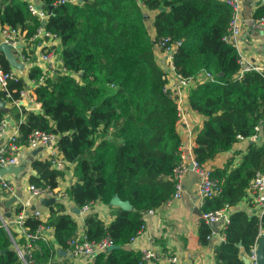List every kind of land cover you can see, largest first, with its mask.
I'll list each match as a JSON object with an SVG mask.
<instances>
[{"label": "trees", "instance_id": "obj_1", "mask_svg": "<svg viewBox=\"0 0 264 264\" xmlns=\"http://www.w3.org/2000/svg\"><path fill=\"white\" fill-rule=\"evenodd\" d=\"M57 1L39 3L49 13L45 29L59 36L66 71L35 87L38 110L11 105L17 142L25 144L34 129L56 134L58 150L72 164L74 181L64 189L67 197L76 206L100 202L111 209L113 217L106 223L95 211L83 218L89 239L109 236L119 245L97 253L88 264H138L139 253L126 246L142 224L143 212L156 209L172 195V169L180 158L181 144L176 105L163 91L165 71L154 58L153 42L169 37L177 43L171 60L182 76L201 71L212 75L190 87L187 94L190 108L203 118L202 125L194 128L192 153L198 163L230 149L237 135L245 138L254 132L264 115V76L254 69L239 74L236 49L223 40L230 8L221 0ZM141 7L155 11V39ZM252 16H264V3ZM0 25L18 27L29 36L40 21L30 14L28 0H0ZM0 62L4 70H13L1 53ZM26 77L37 81L39 69L27 68ZM25 87L21 76L10 81L6 100L18 99ZM3 95L0 92V98ZM4 115L0 112V119ZM236 153L238 162L233 163L230 156L222 167L211 169L220 192L205 200L202 211L234 207L244 198L252 204L247 187L264 165V144L250 141ZM30 166L33 172L27 182L34 187L53 189L64 175L46 158L33 159ZM115 196L128 201L131 208L110 206ZM20 208L13 206L11 213L17 214ZM23 224L29 233L39 226L53 230V242L34 241L33 264H58L53 260L56 249L67 250L77 229L62 199L48 206L45 218L27 211ZM262 227L264 215L232 210L224 241L213 246L214 263L244 264L240 250L249 251ZM210 233L209 224L200 219L202 244ZM25 241L12 227L8 232L0 223V264H22L14 243L21 246Z\"/></svg>", "mask_w": 264, "mask_h": 264}, {"label": "built area", "instance_id": "obj_2", "mask_svg": "<svg viewBox=\"0 0 264 264\" xmlns=\"http://www.w3.org/2000/svg\"><path fill=\"white\" fill-rule=\"evenodd\" d=\"M82 0H58V3H76ZM226 3L230 8V16L228 20V28L226 34L223 36V40L226 43L231 44L237 52V63L239 65V74H242L246 70L254 69L262 73L264 76V67L261 65L250 62L247 56L242 52L240 48L239 35L243 25V6L242 0H221ZM28 10L31 15L35 16L40 25L29 36H25V30H21L18 27H10L7 25H0V42L7 44L11 49L16 51V57L22 61L25 68L36 67L40 71V77L37 81H29V87L19 91L18 99L8 101L10 97V91L8 90V84L10 81L16 80L20 76L16 69L4 70L0 62V92L4 95L0 99L5 100L8 106L13 104L22 105L25 109L38 110L40 103L36 99L35 87L38 84L44 83V81L57 72L66 71L62 64V59L59 55V36L45 29V23L48 17V11L39 3L34 0H28ZM41 21H44V25H41ZM255 22L264 25V16L255 18ZM156 44L165 53L167 58V65L164 67L165 74L163 77L166 82L163 86V91L170 97L176 105L177 126L185 118L184 108L190 107L185 90L197 83L204 81L206 78H212L210 73L199 72L195 76H182L177 73L172 64V54L169 52L175 50L176 44L170 41L169 37H163L155 40ZM20 45V47H18ZM26 80L25 85H26ZM187 136L194 138V130L188 129ZM18 130L16 125H11L5 117L0 119V168L8 165H19V148L21 145H26L29 148H35L39 145H45L47 148L46 159H49L52 166L59 170H64L69 162L63 157L57 147L56 134L34 129L28 136L25 144H19L17 142ZM238 140L247 139L249 141L263 143L264 144V115L254 126V132L248 137H242L237 135ZM193 139L187 147L182 142L179 146L180 158L176 165L172 169L171 178L174 181V191L172 195L165 201L170 203L173 199L180 198L182 194L181 179L184 174L189 170V163L192 162V171L196 174L197 180V204L201 208L207 198H210L220 192V182L212 177L211 168L204 163H198L193 156ZM185 149L188 150L189 155L185 154ZM14 181L8 177L0 176V197L6 198L15 192ZM28 196L23 198L22 194L17 197L16 204L20 205V211L17 214H12L11 217L6 218L3 216V212L0 210V223L9 232V228L12 227L17 236H23L25 238V244L17 246L14 243V248L21 259L22 264H33L32 250L35 248L34 241L37 238H41L44 241H49L44 234V228L39 226L35 233H29L27 226L23 224L24 217L29 211L31 198L40 197H53L55 199H62L67 196L64 190L59 191L57 187H34L28 184ZM248 196L253 203L254 214L259 217L264 215V165L261 170L257 171L250 180L248 187ZM92 203H88L82 206H77L79 213H85L89 211V207ZM229 207L224 206L214 210L202 211L201 219L206 223L216 224L217 230L214 231L211 228V233L207 236L209 239L212 235L218 234L220 241H224V229L229 222ZM11 212V211H10ZM35 216L45 218L38 210H31ZM86 212V213H87ZM155 209L151 208L145 210L142 214V224L140 225L136 234L130 238L129 243H133L140 239V236L146 229L149 218L154 215ZM85 213V214H86ZM47 215V214H46ZM85 216V215H84ZM84 218V217H83ZM42 230V232H41ZM264 236V227L259 229L256 241L250 246L246 258L249 260V264H259L257 260V243L258 240ZM114 244L113 240L109 236L102 237L98 240L89 239L84 231V228L76 229L69 239V248L67 252L74 258H84L87 262L91 260L97 253L107 250L108 246ZM139 260L138 264H157V263H172L177 264L176 258L171 254L154 249L152 246L142 245L138 247ZM24 255H27V260L24 259Z\"/></svg>", "mask_w": 264, "mask_h": 264}, {"label": "crops", "instance_id": "obj_3", "mask_svg": "<svg viewBox=\"0 0 264 264\" xmlns=\"http://www.w3.org/2000/svg\"><path fill=\"white\" fill-rule=\"evenodd\" d=\"M39 2V0H34ZM264 0H242L243 8V25L241 33L238 37L240 42V48L242 52L247 56L250 62L261 65L264 67V25L255 22L252 14L257 6L263 4ZM144 15L145 24L148 32L152 38L155 36L153 28V17L155 15L154 10H148L141 7ZM155 39V38H154ZM152 52L155 60L159 66L163 69L167 65V58L165 53L160 47L153 42ZM26 68L23 70H16V72L26 80ZM26 86L29 87V81L26 80ZM186 95L188 89L185 90ZM9 109L11 106H8ZM185 118L180 125L177 126L179 134L181 136L182 144L187 147L192 142L193 136L189 138L187 136L188 129L194 130L196 127H200L203 122L202 116L192 110L190 107L184 108ZM9 115L12 118V114L5 113L4 117ZM13 120V119H12ZM15 125V123H14ZM194 142V140H193ZM250 142L247 139H240L235 142L228 150L219 152L212 160L205 163L211 169L214 167H222L226 160L230 156H234L233 163L239 161L240 156L236 152L243 151ZM47 154V148L45 145H39L35 148H29L26 145H21L19 148L20 164H26V173L22 175L20 180V188L22 191V197L28 196V182L27 176L33 172L30 163L33 159H45ZM185 154L188 156L189 152L185 149ZM64 175L59 180L57 189L59 191L64 190L74 181L72 176V164L64 168ZM189 171V170H188ZM186 172L181 179L182 194L180 198L173 199L170 203L164 202L155 209L154 215L149 218L145 231L140 236V239L133 243H128L127 248H130L138 252V247L142 245L152 246L154 249L167 252L176 258L177 264H215L213 261V246L220 242L218 234L212 235L206 244H202L198 237V225L200 222V215L196 213V209L201 211V208L197 204V176L196 174H189ZM9 179L14 181L13 175H5ZM15 183V182H14ZM15 190L17 189L16 183L14 184ZM8 197V196H7ZM6 197V198H7ZM41 198H31L29 211L31 207L34 210H38L46 217L48 212V206L46 207L41 203ZM5 198L0 199V210L3 212L2 201ZM63 202L67 206L68 212L77 221V229L83 228V217L85 213H79L73 210L76 206L67 196L62 198ZM251 201V200H250ZM252 203V202H251ZM110 206H114L110 204ZM12 206L10 207L11 211ZM229 212L235 209H241L246 212L254 213L253 203L249 204V201L244 198L236 206L229 207ZM89 211L97 212L98 216L106 223L113 217L111 209L108 205L100 202H92L89 207ZM46 238L53 242L52 228H47L44 231ZM247 251L240 250V257L246 258ZM53 260L58 264H88L84 258H74L70 256L67 250L56 249Z\"/></svg>", "mask_w": 264, "mask_h": 264}, {"label": "water", "instance_id": "obj_4", "mask_svg": "<svg viewBox=\"0 0 264 264\" xmlns=\"http://www.w3.org/2000/svg\"><path fill=\"white\" fill-rule=\"evenodd\" d=\"M41 25H44V21H41ZM178 43H180V40L178 41ZM18 47H20V45H18ZM0 53L3 54V56L5 57V59L7 60V62L9 63V65L16 70H23L25 68V65L22 61L18 60V58L16 57V51L11 49L7 44L0 42ZM170 54H172V52H169ZM9 107L6 104L5 100L0 99V112L3 113H8ZM5 119L11 124L14 125V121L12 120V118L9 115L5 116ZM26 164H19V165H8V166H4L0 168V176H4V175H13L14 176V182L16 183L17 189L15 190V192L13 194H11L10 196H8L7 198L1 200L2 201V206H3V216L6 218L11 217V212H10V207L14 204H16V200L17 197L21 195L22 191L20 186V180L22 175H24L26 173ZM193 166V163L190 162L189 163V174H193V171L191 170ZM41 203L44 204L46 207L55 203L56 199L53 197H43L41 198ZM110 204L114 205V206H119L123 209H130L131 208V204L126 201V200H121L118 197H113L110 200ZM32 210H34V207H31ZM73 210L77 211V206H75L73 208ZM196 213L198 215H201V211L196 209ZM209 226L216 231L217 227L216 224L214 223H209ZM119 245L117 244H112L110 246H108L107 250L113 249V248H118ZM263 247H264V236L261 237L258 240L257 243V260L259 264H264V252H263ZM24 259L27 260V255H24ZM244 264H249V260L247 258L243 259Z\"/></svg>", "mask_w": 264, "mask_h": 264}]
</instances>
